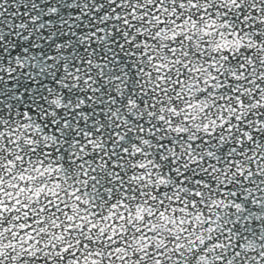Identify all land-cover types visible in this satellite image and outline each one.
Listing matches in <instances>:
<instances>
[{"label": "snow or ice", "instance_id": "6c2138e0", "mask_svg": "<svg viewBox=\"0 0 264 264\" xmlns=\"http://www.w3.org/2000/svg\"><path fill=\"white\" fill-rule=\"evenodd\" d=\"M0 264H264V0H0Z\"/></svg>", "mask_w": 264, "mask_h": 264}]
</instances>
